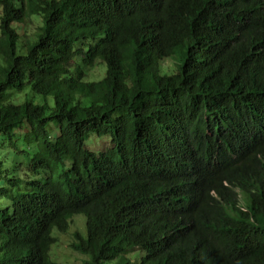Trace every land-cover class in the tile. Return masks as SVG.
I'll list each match as a JSON object with an SVG mask.
<instances>
[{"label": "trees", "instance_id": "trees-1", "mask_svg": "<svg viewBox=\"0 0 264 264\" xmlns=\"http://www.w3.org/2000/svg\"><path fill=\"white\" fill-rule=\"evenodd\" d=\"M0 9V145L15 154L0 156V264H62L54 231L75 214L81 264H264V0ZM91 133L112 146L88 148Z\"/></svg>", "mask_w": 264, "mask_h": 264}, {"label": "rangeland", "instance_id": "rangeland-1", "mask_svg": "<svg viewBox=\"0 0 264 264\" xmlns=\"http://www.w3.org/2000/svg\"><path fill=\"white\" fill-rule=\"evenodd\" d=\"M0 14H1V9H0ZM39 24L40 22L38 18L36 19L33 16H29L23 23L14 22L12 23L11 26L15 28L20 34V40H27V38H32V39L34 38V33L36 32L37 26ZM84 48L86 47L84 46ZM162 64L164 66H167L168 68H171L174 64V60H172L171 58H166L162 60ZM87 72H88V76H87L88 80H97L103 76L104 68L101 67V64H99V62H96L92 67L88 68ZM97 91L98 94L95 96V98L102 99L105 93V88L103 87V85H99ZM7 92H11L10 100L12 102H20L23 98V93H19L12 88L8 89L6 93ZM31 99L34 102H39L41 100V95L32 93ZM19 141H23L22 138H20ZM3 142L8 144L7 140ZM85 143L88 148L95 151L105 150L112 146L110 136L104 135L98 137L93 133L89 134ZM11 151L12 149H9V147H7L6 144L3 143L2 145H0V156L2 157L5 155V157H7V154H9L8 157H10V159H12L13 161L15 159L14 157L15 154L14 153L11 154ZM83 219L84 216L82 214H75L72 216L70 226L65 232L57 233L54 231V234L57 236V240L51 246L50 249L51 258H53L54 260L56 259L62 264H81V261L83 258H85V255L72 250L70 247V243L73 240V235L75 231L77 230L80 232L84 231Z\"/></svg>", "mask_w": 264, "mask_h": 264}, {"label": "bare ground", "instance_id": "bare-ground-1", "mask_svg": "<svg viewBox=\"0 0 264 264\" xmlns=\"http://www.w3.org/2000/svg\"><path fill=\"white\" fill-rule=\"evenodd\" d=\"M247 127H248V125H247ZM248 128H249V127H248ZM255 129H256V128H255ZM89 146H90V145H89ZM198 146H199V145H197V147H198ZM191 147H192V146H191ZM200 147H201V146H200ZM192 150H193V149H192ZM196 152H197V151H196ZM201 152H202V151H200V153H201ZM224 152H225V151H224ZM194 153H195V152H194ZM194 153H193V154H194ZM227 155H229V153H228ZM203 156H204V155H202V157H203ZM213 156H214V155H213ZM211 157H212V155H211ZM228 157H229V156H228ZM228 157H227V158H228ZM213 158H214V157H213ZM230 161H231V160H230ZM213 162H214V160H213ZM211 164H212V163H211ZM218 164H219V163H218ZM232 165H233V164H232ZM236 165H237V164H235V166H236ZM233 166H234V165H233ZM210 170H212V169H210ZM221 172H222V171H221ZM209 173H210V172H209ZM208 176H210V175H208ZM179 177H180V176H179ZM206 178H207V177H206ZM205 181H206V180H205ZM174 186H175V185H174ZM179 189H180V188H179ZM177 191H178V190H177ZM180 191H181V190H180ZM180 191H178V192H180ZM175 194H177V193H175ZM160 196H162V195H160ZM166 196H167V195H166ZM174 196H175V195H174ZM154 197H155V196H154ZM171 197H172V196H171ZM169 198H170V197H169ZM169 198H168V199H169ZM170 199H171V198H170ZM171 200H172V199H171ZM137 201H138V200H137ZM166 201H167V200H166ZM172 201H173V200H172ZM153 202H154V201H153ZM167 203H168V202H167ZM153 204H154V203H153ZM121 205H122V204H121ZM133 205H134V204H133ZM133 205H131V206H133ZM155 205H156V204H155ZM118 207H119V206H118ZM120 208H121V207H120ZM134 208H135V207H134ZM172 208H173V207H172ZM174 208H175V207H174ZM172 210H173V209H172ZM167 211H168V210H167ZM174 211H175V210H174ZM99 213H100V212H99ZM125 213H127L126 210H125ZM125 213H124V214H125ZM179 215H180V214H179ZM177 217H178V216H177ZM179 217H180V216H179ZM124 218H125V217H124ZM175 220H176V218H175ZM175 220H174V221H175ZM185 220H186V219H185ZM193 221H194V220H193ZM183 222H184V221H183ZM171 223H172V222H171ZM193 223H196V220H195ZM181 226H182V225H181ZM179 227H180V226H179ZM161 236H162V235H161ZM161 236H160V237H161ZM208 237H209V236H208ZM154 240H155V239H154ZM155 241H157V240H155ZM164 242H165V241H164ZM154 243H155V242H154ZM153 247H154V246H153Z\"/></svg>", "mask_w": 264, "mask_h": 264}]
</instances>
